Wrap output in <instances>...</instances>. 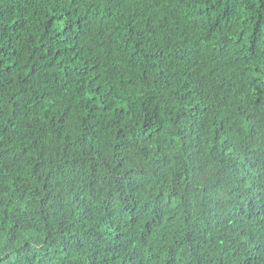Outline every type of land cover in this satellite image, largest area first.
<instances>
[{"label": "trees", "instance_id": "16d2710c", "mask_svg": "<svg viewBox=\"0 0 264 264\" xmlns=\"http://www.w3.org/2000/svg\"><path fill=\"white\" fill-rule=\"evenodd\" d=\"M0 264H264V0H0Z\"/></svg>", "mask_w": 264, "mask_h": 264}]
</instances>
